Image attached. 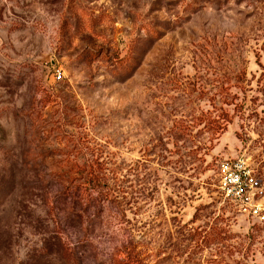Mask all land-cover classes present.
<instances>
[{
    "label": "rangeland",
    "instance_id": "obj_1",
    "mask_svg": "<svg viewBox=\"0 0 264 264\" xmlns=\"http://www.w3.org/2000/svg\"><path fill=\"white\" fill-rule=\"evenodd\" d=\"M94 159L109 188L72 193ZM130 246L264 264V0H0V264Z\"/></svg>",
    "mask_w": 264,
    "mask_h": 264
},
{
    "label": "trees",
    "instance_id": "obj_2",
    "mask_svg": "<svg viewBox=\"0 0 264 264\" xmlns=\"http://www.w3.org/2000/svg\"><path fill=\"white\" fill-rule=\"evenodd\" d=\"M105 164L103 162H99L98 159L92 160L89 164L84 165L82 167H77L76 170L78 173L82 174L84 180L78 186L77 191H71L72 193H80L84 198L88 196L90 192H97L98 194L103 193L106 189L109 188V185L105 182ZM70 192L68 195L73 196ZM126 254V262L129 264H140L139 258L136 255V251H134V247L130 246V250L125 251ZM64 255L66 260L70 262L71 259L69 251L66 249L64 251Z\"/></svg>",
    "mask_w": 264,
    "mask_h": 264
},
{
    "label": "built area",
    "instance_id": "obj_3",
    "mask_svg": "<svg viewBox=\"0 0 264 264\" xmlns=\"http://www.w3.org/2000/svg\"><path fill=\"white\" fill-rule=\"evenodd\" d=\"M246 173L242 169L236 171H224L221 176V188L227 194L240 195L245 185Z\"/></svg>",
    "mask_w": 264,
    "mask_h": 264
}]
</instances>
